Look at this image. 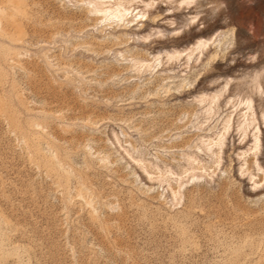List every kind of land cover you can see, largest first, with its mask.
Here are the masks:
<instances>
[{"label":"rangeland","instance_id":"374dc122","mask_svg":"<svg viewBox=\"0 0 264 264\" xmlns=\"http://www.w3.org/2000/svg\"><path fill=\"white\" fill-rule=\"evenodd\" d=\"M0 264H264V0H0Z\"/></svg>","mask_w":264,"mask_h":264},{"label":"bare ground","instance_id":"6f19581e","mask_svg":"<svg viewBox=\"0 0 264 264\" xmlns=\"http://www.w3.org/2000/svg\"><path fill=\"white\" fill-rule=\"evenodd\" d=\"M121 13V11H119ZM117 16V15H116ZM201 45V44H200ZM202 47V46H201Z\"/></svg>","mask_w":264,"mask_h":264}]
</instances>
